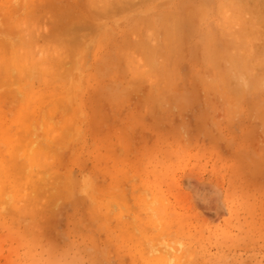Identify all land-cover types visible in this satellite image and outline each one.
Listing matches in <instances>:
<instances>
[{"label":"rangeland","instance_id":"rangeland-1","mask_svg":"<svg viewBox=\"0 0 264 264\" xmlns=\"http://www.w3.org/2000/svg\"><path fill=\"white\" fill-rule=\"evenodd\" d=\"M0 264H264V0H0Z\"/></svg>","mask_w":264,"mask_h":264},{"label":"bare ground","instance_id":"bare-ground-1","mask_svg":"<svg viewBox=\"0 0 264 264\" xmlns=\"http://www.w3.org/2000/svg\"><path fill=\"white\" fill-rule=\"evenodd\" d=\"M2 60V58H0V61ZM11 68V64H7L6 60L4 61V63L2 65H0V79L4 80L5 76H9L11 75L10 69Z\"/></svg>","mask_w":264,"mask_h":264}]
</instances>
